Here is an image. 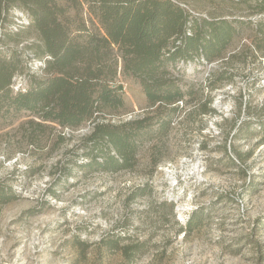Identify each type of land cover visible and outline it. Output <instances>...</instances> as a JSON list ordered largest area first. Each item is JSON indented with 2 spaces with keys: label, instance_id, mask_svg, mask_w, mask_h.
<instances>
[{
  "label": "rangeland",
  "instance_id": "obj_1",
  "mask_svg": "<svg viewBox=\"0 0 264 264\" xmlns=\"http://www.w3.org/2000/svg\"><path fill=\"white\" fill-rule=\"evenodd\" d=\"M180 1L195 14L236 16L251 27L241 28L228 48L234 59L188 64L184 79L199 99L177 120L169 154L152 175L144 154L135 171L80 169L75 163L83 162L92 126H56L33 141L28 114L0 121V180L18 195L0 211V264H264V144L237 130L251 122L257 132L264 118V44L254 26L264 21V0ZM4 27L20 30L21 43L36 39L22 9H13ZM216 70L232 78L211 90L206 79ZM22 84L23 77L15 79V87ZM120 84L126 111L113 122L143 116L142 88L124 77ZM207 98L215 112L204 114ZM138 188L146 193L134 195ZM201 208L203 225L179 232ZM118 238L122 246L143 243L144 251L128 262L122 251L101 245Z\"/></svg>",
  "mask_w": 264,
  "mask_h": 264
},
{
  "label": "trees",
  "instance_id": "obj_2",
  "mask_svg": "<svg viewBox=\"0 0 264 264\" xmlns=\"http://www.w3.org/2000/svg\"><path fill=\"white\" fill-rule=\"evenodd\" d=\"M16 8L27 13V28L36 32L35 41L21 43L20 30L4 27ZM229 18L195 14L180 0H0V121L13 122L20 113L28 114L33 141L56 126L71 130L92 126L83 139L87 147L83 162L75 163L80 169L135 171L144 154L152 175L169 154L177 120L199 99V90L184 79L188 64L198 57L205 66L237 57L228 56L227 50L251 22ZM254 26L264 44V21ZM32 60L42 65L32 69ZM18 77L25 84L15 87ZM121 77L142 88L147 111L113 122L126 111ZM231 78L227 70H216L206 81L213 90ZM211 102L208 98L204 102V114L215 112L209 108ZM257 122V132L251 122L237 130L247 137L259 136L264 144V118ZM145 193L138 188L134 195ZM50 194L57 197L51 190ZM17 198L12 186L0 180V211ZM202 211L192 212L179 232L199 229ZM122 240H104L101 245L122 251L128 262L144 251L143 243L122 246Z\"/></svg>",
  "mask_w": 264,
  "mask_h": 264
},
{
  "label": "built area",
  "instance_id": "obj_3",
  "mask_svg": "<svg viewBox=\"0 0 264 264\" xmlns=\"http://www.w3.org/2000/svg\"><path fill=\"white\" fill-rule=\"evenodd\" d=\"M38 64H39V65H42V63H41V62H38Z\"/></svg>",
  "mask_w": 264,
  "mask_h": 264
}]
</instances>
